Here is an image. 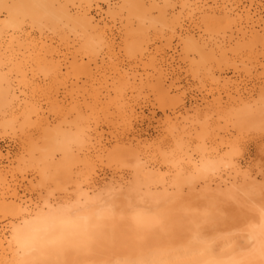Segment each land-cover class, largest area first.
<instances>
[{"label":"rangeland","instance_id":"obj_1","mask_svg":"<svg viewBox=\"0 0 264 264\" xmlns=\"http://www.w3.org/2000/svg\"><path fill=\"white\" fill-rule=\"evenodd\" d=\"M59 2L63 5L68 4L66 5L68 9L73 5L70 11L75 14L88 12L96 23L97 32H92L89 28L84 29L83 26L75 32L73 28L68 27L60 38V35L39 21L35 24L29 19L18 22V30H23L20 34H29V37L36 41L51 40L65 54L58 58L64 61L60 67L58 80L53 77L56 81L44 73L46 65L38 64L36 60L39 59L36 56L19 55L7 47L8 39L16 36L18 32L17 30L12 32L11 18L5 9L0 8V29L3 30L2 43L0 42L3 44L0 45V50L2 49L0 164L5 166L7 179L11 184L15 183L18 196L25 201L23 205H28V210L38 211L48 201L54 204L57 211L66 209L76 200V194L74 196L73 192L79 185L81 188L76 192L81 189L88 190L90 198L94 197L101 202L110 200L111 193L116 190L129 194L133 191L131 195L137 200L141 194L139 192L144 191L145 194L146 189L151 190V193L153 190L158 195L157 193L161 194L162 189L166 187L165 192L174 193L176 189L179 190L181 184L185 188L181 187L177 195L169 193V197L176 195L174 200L179 197L180 201H174L175 203L173 198L168 196L169 200L164 199L167 201L164 203L161 198L158 200L153 198L154 193L149 194L150 199L162 202L156 205V202H151L147 198L152 205L147 204L132 213L141 216L139 220L133 221L129 218L120 226L117 224L111 226V229H100L98 234H95L97 230L93 231L94 234H89L95 230V225L92 230L88 232L85 230L86 234L79 231V235L83 234L81 238L87 240L86 242L81 241V238L79 241L78 233L77 237H73L75 235L72 234L71 237L75 241L71 237L69 239L72 240L71 243L75 242L77 253L74 251L75 248H72L73 245L68 248L74 252L65 249V246H69L66 243L64 252L69 251L67 256V252L64 253L63 247H60L63 253L61 256L58 247L54 250L58 252H55L53 259L56 256L55 261L58 263V259L64 258L65 254L66 260L71 261L70 257L76 256L72 260L79 261L88 256L83 249H90L88 251L91 253L94 250L93 246L95 249L103 248L102 243L103 246L107 244L104 247L109 246V249L114 245L116 248L114 254L119 249L116 253L119 255L135 248L136 244H144V247L171 246L172 250H177L191 245L193 238L197 236L209 237L213 234L214 239L218 241L228 235L237 220L234 219L232 212L233 205L225 204L223 199L220 200L222 197H216L219 190L216 191L214 185L221 183L219 174L223 176L220 179L230 177L226 183L230 182V179L231 182H235L222 188V193L249 191L253 187L259 189V192H264V113H261L264 109L261 108L264 107L262 71L264 49L257 52L256 49L252 50L247 32L249 25L247 26L245 17L240 13L243 6L250 7V15L254 19L260 17L264 20V0H59ZM11 4V0H8L6 5ZM213 10L217 11L214 12L216 18L212 17ZM240 15L243 20L238 17ZM138 20H143L144 24L140 26ZM262 27L264 25H260L259 29ZM83 30L88 33H83ZM245 31L248 35L245 33L243 36L242 32ZM100 38L103 42L98 41ZM74 70H79L80 75H84L86 70H91V73H94L93 80H90L92 85L85 77L77 84L74 83L76 85L70 83ZM117 73L123 74L126 80L129 79V84L124 82L126 87L121 84L125 94L123 93L122 101L119 103L120 108L114 109L110 105L114 93L111 92L107 98L102 95L106 94L105 79L109 76L112 78ZM101 74L104 77H101ZM61 75L62 77L66 75L68 81L66 82L64 77L63 82ZM117 82L113 83L116 87ZM89 84L92 86L91 89ZM97 84H100L99 88H96ZM98 90L101 93L96 94ZM94 93L96 95L92 96ZM87 94L89 95L86 96ZM25 98L26 101L31 100L41 106V115L49 124L32 123L34 117H31L32 122L28 120V123L20 118L17 107ZM86 103L89 104L87 109ZM93 103L95 107L92 108L90 106ZM119 110L125 112L120 113ZM59 129L66 130L63 132L65 135L70 133L71 138L80 132L91 137L90 141L86 139L84 146L81 145L83 147L68 142L67 145L72 143L71 148L68 147L69 154L72 151L73 153L69 157L70 160L67 158L65 160H69L71 165L67 161L66 167L63 166L66 178L58 172L60 170L45 169L38 157L39 152L48 149L52 134ZM77 136L75 135L76 140ZM49 150H54L53 146ZM61 155L57 153L54 158L63 162L65 158ZM189 158H193L190 160L192 163L201 162L207 168V174L205 172L202 175L197 168L194 166L192 168ZM141 166L145 168L143 171L139 168ZM180 166H183L182 170ZM233 167H240V170L237 168L236 173ZM196 171L201 178L199 175L196 178ZM194 177L197 180L205 178L202 181L205 182V186L208 185V189L211 186L209 191L202 186L204 185L202 181L198 183L193 180ZM189 180L193 181L191 185L197 184L195 187L192 185L197 188L195 194L192 193L194 188L191 190L188 188V193L191 192L188 197L186 189L191 185H187L186 182ZM170 183H178L179 186L176 185L178 187L176 188L174 185L170 189ZM138 185H145L148 188L140 187L141 189H138L140 191L135 192ZM213 187L217 194L211 197ZM113 196L116 197L112 195L111 198ZM192 198H196V202L206 199V202L198 204ZM17 215L14 208L0 203V227L16 222ZM92 234L95 238L97 235L102 243L93 241ZM76 243H79L80 248L83 245L82 250ZM141 245L140 247H143ZM106 248L101 251L97 249L89 256L97 254L100 257H109L106 254L111 252L109 255L114 257L113 249L111 248L112 251L107 249L106 252ZM79 250L85 253L79 254L78 252H81ZM101 252L105 256H102ZM69 254L71 256L68 257ZM97 255H94V258Z\"/></svg>","mask_w":264,"mask_h":264},{"label":"bare ground","instance_id":"obj_2","mask_svg":"<svg viewBox=\"0 0 264 264\" xmlns=\"http://www.w3.org/2000/svg\"><path fill=\"white\" fill-rule=\"evenodd\" d=\"M7 2H8V0H0V8L5 9L6 12L8 13V16H10V18H11V27L13 30L12 32H15L16 30H17L16 32H18L16 36H14V37L10 36L11 37L10 39L7 38L9 40L7 47H9L13 53H16L19 55L27 54L29 56H34V57L36 56V58L39 59V60H36V62L38 64L42 63V64L46 65V66H44L45 67L44 73L47 74V76L49 75L50 77H52L51 79L54 81H56L55 79L58 80V78H59L58 75L61 73L60 67L64 61V59L59 60L58 58L60 56H64L65 54H63L61 52V49L58 47V45H55L51 40L50 41H36V40H33L32 38H30L29 34H22V33L20 34V32H22L23 30L22 29H21L22 31H20V29L18 30V26H19L18 22L24 21L23 19H29L32 22V24H35V23H37L36 21H39L43 25H46L48 28L52 29L53 32L60 35L59 36L60 38H62L63 35L66 33V29L68 27L73 28L75 30V32L78 30V28L80 26H83L84 29L89 28L92 32L97 30L95 27L96 23H94V20L89 16L88 12L75 14L74 12H72V10L70 11V9L73 8V5L70 9H68L66 7V5L68 6V4L63 5L59 2V0L58 1L57 0H11L12 4L9 6L6 5ZM72 4H74V3H72ZM69 5H71V4H69ZM222 8H221V10H222ZM233 9H234V7H233ZM226 11L228 12L229 10H226ZM226 11L224 10V12H226ZM214 12H217V11L213 10V16L212 17L216 18L214 15ZM236 13H238V12H236ZM240 13L243 14V17H245V20H246L245 22H246L247 26L249 25L248 26L249 30L247 29L248 30L247 31L245 29L249 33V35L246 33V31L242 32L243 34L242 33L241 34L244 36V34L246 33L248 36H250L251 40L249 39V41L251 42L252 50L256 49V52L262 51V49H264V32L261 33V31L264 30V27H262L260 29H259V27H260V25H264V24H262V23H264V20H262L260 17L254 19L253 16L250 15V7L246 8L245 6H243V8L240 9ZM238 17L241 18V15ZM241 20H243V19L241 18ZM137 22L140 26H142L144 24L143 20H138ZM22 23L23 22H21V24ZM40 23H38V24H40ZM22 26H23V24H22ZM96 26L98 27V25H96ZM243 27H245V26H243ZM241 28H240V30H241ZM2 31L3 30L0 29V40L3 37L2 36L3 34H1ZM68 31H70V30H68ZM83 33H88V32L83 30ZM12 34L13 33H11V35ZM76 38H77V35H76ZM89 40H91V39H89ZM99 40L103 42V40L101 38L98 39V41ZM3 41H5V40H3ZM96 41H97V39H96ZM0 42L2 43V40ZM78 42H79V40H78ZM1 43H0V45H1ZM195 44H197V43H195ZM248 46H249V44H248ZM1 48H3V47H1ZM250 49H251V47H250ZM0 54H1V52H0ZM54 59H57V60H54ZM262 66H264V65H262ZM40 67H42V66H40ZM262 69H264V68H262ZM59 70H60V72H59ZM262 71H264V70H262ZM111 73H108V74H111ZM71 74H72L71 75L72 80L70 81V83H73V84L76 83L77 84L78 81L80 82L81 78H83V77H85V79L87 81H90L92 79V76H93L92 74H94V73H91V70H86L84 75H80L79 70H74ZM62 75H61V77H62ZM97 75H99V74H97ZM53 77L55 79H53ZM64 77H62L63 82H64ZM101 77H104V76L102 75ZM105 77H107V76H105ZM44 79H46V78H44ZM65 79L67 82L68 81L67 77H65ZM101 79L104 80L103 78H101ZM114 79H116V81H118L117 84H118L119 88L113 85V83L116 82V81H114ZM102 80H101V82H102ZM109 80H111L110 83H108ZM128 80H126V77L123 74L120 75L119 73H117V75H115L112 78L109 76V78L105 79L104 83H105L106 94H104L102 96H105V98H107L110 96L111 92L114 93V97L112 99L113 100L112 104H110L112 108H114V109L120 108L119 103L122 101V96L124 93L123 92L124 88L122 89L123 85H121V84H124V82H127L129 84ZM90 82L92 85V81H90ZM95 82H96V80H94V83ZM50 83H52V82H50ZM53 83H56V82H53ZM76 84H74V85H76ZM100 84L102 85V83H100ZM100 84H97V87L95 85L93 87V89H95V87L99 88L98 86H100ZM128 84H127V87H128ZM109 85L111 86V88H109ZM119 85H121V86H119ZM124 85L126 87V83ZM49 86L51 87V85H49ZM64 86H66V84ZM88 86L90 87V84ZM91 87L89 89H91ZM116 88H118V89L116 90ZM56 90H55V93H57ZM85 91H83V92H85ZM99 92L100 91L98 90L96 92V94H99ZM88 93L90 94V92H88ZM89 94H87L86 96H88ZM96 94L94 93L92 96H95ZM97 98H98V96H97ZM96 100H95V103H96ZM97 101L100 102L99 100H97ZM92 102H94V101H92ZM85 106H86L85 109H87L89 104L86 103ZM40 107L41 106L34 103V101H31V100L26 101V98H25L24 102L22 100L21 102L18 103L17 110H19V112H20V118H22L27 123H28V120H29V122H32L31 117H34V122H32V123L46 124V123H48V121L46 118L42 117V115H41L42 110L40 109ZM90 107H92V108L95 107V104L93 103L92 106H90ZM261 108H264V107H261ZM261 108H260L259 112L261 111ZM262 111H264V109H262ZM262 111H261V113H264ZM118 112L123 113L125 111L119 110ZM63 130L64 129L56 130L52 134L51 140L49 141V144H48L49 147L47 146L48 149H45L44 151L39 152L38 157H39L41 164L44 166L45 169L60 170L61 172L60 171H58V172L61 173L64 178H66L65 169L63 168V166L66 167L67 161L71 165V162L69 161L71 158L69 159V157L72 156L73 151L70 152L71 154H69V149L71 148L70 145H72V143H74V145L80 144L79 146H81V145L84 146L85 141L87 142L86 139L88 138V140L89 139L91 140V137H89L88 134L85 135V133L80 132V133L75 134V135H78L77 136L78 141L75 139V135H73V138L76 140L75 141L73 138H71L72 136H70V133L67 134L68 135L67 136L64 133V132H66V130H64V132H63ZM68 138L71 141H69ZM66 141H67V143H66ZM68 142H72V143H70V145H67V144H69ZM76 142H79V143H76ZM51 146H53L54 150H49V149H51ZM83 146H81V147H83ZM68 147H69V149H68ZM57 153L62 154L61 156L63 158H65L63 160V162L58 161L57 158L56 159L54 158L55 154H57ZM1 155L2 154H0V158H1ZM67 155H68V157H67ZM64 156H66V157H64ZM66 158L69 160L65 161ZM192 159L189 158V161ZM199 163L200 164H197L195 161H194V163H192V161L189 162V164H192V168H193V166L195 169L197 168V171L200 174L204 175L205 172L207 174V171H206L207 168L203 164H201V162H199ZM70 165H68V166H70ZM143 166H145V165H143ZM143 166H141L142 168L139 167L140 170L145 169ZM182 167H181V170L183 169ZM178 168H179V166H178ZM237 168L239 169L240 167H237ZM237 168L233 167V169H234L233 171L236 173L238 172V171H235V170H237ZM68 170L71 173V170L70 169H68ZM68 170L66 171L67 173L69 172ZM184 171L185 170H183V172ZM198 172H197L196 178L200 176V174H198ZM70 173H68L69 176H71ZM221 176L222 175H220V174L218 176L221 183H219V182H218L219 184L216 183V184H218L217 187H216V184L214 185V187L216 188V191L219 190L218 191L219 195L216 196L217 193H216L214 187L212 189L213 190L212 192L215 193V195L211 192H210V194L212 195L211 197H213V196L222 197V198H220V200L223 199L225 201V204L227 203L230 206L233 205L232 206L233 207L232 212H234V219L237 220V222H236V225L234 227H232V230L230 231V233L228 235L221 237L218 241H216L214 239L213 234H210L211 236L209 235V237L207 235L197 236V237L193 238L194 241L191 243V245H188L186 247H183L182 249H177V250H172L171 246L144 247L145 246L144 244H143L144 246L140 244L141 246H143V247H140L139 244H136L135 248L126 250V251L122 252L121 254L117 255L116 253H118L119 249L116 250L117 252H115V254H114L115 246L112 245L114 247L111 246L110 249L111 248L113 249L112 254L114 255V257H111L109 255V253H111V252H108V250H110L109 246H108V248L104 247L105 245L107 246V244H104V246H103L102 241L100 242V239L97 237V235H96V238H95V235H93L96 230H97V233L95 232V234H98V233H100L99 232L100 229L101 230L102 229L107 230L111 226H115V225L117 226V224H118V226H120L122 223H124V221L126 222L129 218L132 219L133 221L139 220L142 217L139 215H133L132 213L137 212L138 210H140L142 207H144L147 204L152 205L151 202H153L154 199H150V195H153V193H154L153 198H155L156 200L161 198L162 201H164V203H165V202H167V201H165L167 196L169 197L172 194H176V195L179 194L180 188L184 187V186H182V184H181V186L179 187V190L176 189V191H178L177 193H176V191H175V193L172 191H170V192L167 191L168 195L166 194L167 192H165V190H167V187H166V189L163 187L165 189V190L162 189V192L164 191L163 192L164 194L162 192H161V194H160V192H158L157 193L158 195H156L155 191L152 190L153 193H151L150 192L151 190L148 191L146 189V188H148V186H145V185L139 186L138 185L139 186L138 188L135 187V192L138 189H141L143 187L144 189H146L145 190V194H147L146 196H148L149 194L150 195L148 197H146V196L144 197V195H145L143 193L144 191L141 192L140 190H138L137 192L140 191L139 193H141L140 195H142L143 198H141L140 195L139 196L137 195L139 197V199H137V200H136V197L134 199L133 195H131V193L133 191L130 194L124 193V192L121 193V191L119 189L120 187H118V190L120 191V193L117 192V190H116V192L114 191L111 193L112 195H115L116 197L118 196L117 198L114 196L111 198V196H112L111 195L110 200L107 199L106 201L104 200L103 202H101L98 199H94V197L90 198L88 195V190L85 191V189L84 190L81 189V191L76 192L77 189L80 190V188H81V185H79L78 187H76V190H74V192H73L74 196L76 194V197H75L76 200H74V203L71 206L67 207L66 209L57 211L54 208V204L47 201V204L45 203V206H42L41 209H39L38 211H35L33 209L28 210V205H26V204H25V206L23 205V203H25V201L23 202L21 200V198L18 196L17 190L15 188V183L11 184V181L7 179V177L5 175V166H2L0 164V191H1L0 192V200H1L0 203L5 205V206L7 205V206L14 208L18 213V215L16 216V219H15L16 222H10L8 225L0 227V264H264V192H261V191L259 192V189H257L256 187H253V189H251L249 191L245 190L242 192L232 191V192H228V193H225V192L222 193V191H221L222 188L228 187L227 186L228 184L232 185L235 182L234 183L231 182V179H230L229 180L230 182L226 183L225 181L227 179H229L230 177L228 176L229 178L225 177V179L224 178L220 179ZM199 178H201V176ZM231 178H232V180L234 179L233 177H231ZM67 179H68V176H67ZM203 179H205V178L197 180L194 177L193 180H196V182L199 183V181H202ZM207 180H210V179H207ZM74 181H76V180H74ZM189 181H187L188 183L186 182L187 185H191L190 183L193 182L192 180H189ZM210 181H208L209 184H210ZM76 182L79 183L78 181H76ZM76 182H74V183L76 184ZM215 182H213V183H215ZM74 183H72V184L75 186ZM162 183H163V185L165 184V182H162ZM162 183H161V186H163ZM204 183L205 182H203L202 184H204ZM213 183H211V184H213ZM171 184L172 183H170V187L171 186L174 187V185H175V187L178 188L176 186V185H178V183L172 184V185ZM186 184L184 183V185H186ZM192 185L195 187L197 184H195V185L192 184ZM192 185H191V187H192ZM166 186H169V185H166ZM202 186H205V184ZM207 186H205V187L208 189ZM149 187L151 189V186H149ZM191 187L190 186L187 187V189H186L187 193L189 192L188 188L190 190L194 188V187H192V188ZM196 188H194L192 190V193L195 194ZM210 188H211V186H210ZM217 188H219V189H217ZM170 189H172V187ZM209 189H208V191H209ZM198 190H199V188H198ZM147 191H148V193H147ZM169 193H170V195H169ZM190 193H188V194L185 193V194L189 197ZM155 195H156V197H154ZM159 195L163 196L164 198L160 197ZM176 195L175 196L173 195L169 198H173V202L174 201L178 202V201H180L179 197L177 198V200H176V198L174 200V197H176ZM183 195H184V193H183ZM183 195H182V197H183ZM186 195H184V196H186ZM207 195H209V194H207ZM200 196L201 195L199 194V197ZM191 197H192V195H191ZM193 197H195V196H193ZM196 197H197V199L199 198L198 196H196ZM205 197H206V195H205ZM115 198L117 200H115ZM202 198L204 199V197H202ZM112 199H114V201H112ZM145 199H147V200H145ZM203 199L199 200L200 202H196V198H195V199H193V201H195L198 204H201V203L206 202V199H205V201H203ZM215 199H219V198H215ZM187 200H190V199L188 198ZM211 200H212V198H211ZM154 202H156V201H154ZM161 202H156V205H157V203L160 204ZM259 207H261V208H259ZM127 215L129 217H127ZM32 217H34V218H32ZM94 225L96 227L95 230L93 229ZM85 230L87 232L92 230L89 234L93 233L92 234L94 236V237L92 236L94 238L93 241L96 240L97 242L102 243V245L101 244H99V245H101L103 248H106V250L108 249L106 251V252H108V254H106V252H105V254L109 257H100V255L98 256L97 254H93L92 257H90L89 255L92 254V252L97 251V249H99L101 251V249H103V248L100 249L97 247V249H95L96 247L93 246L92 249H94V250L91 251V253H90V251H88L90 249L87 250V248H86V250L89 253L88 254L87 251L84 249H83V251H85L86 253L81 251L83 248V245H81L82 248H80L79 243L78 244L76 243L78 245L77 247H79L81 249V250H79L81 252H78V253L79 254L85 253L90 258L87 256L86 258H82V260L80 259L79 261H73L72 260L73 257L76 258V256L72 257L69 254L68 257L71 256L70 257L71 261H70L68 259L67 260L65 259V254H64V258L60 257L61 259H58V263H57V261H55L56 256L54 259H53V257H54V255H56L55 252H58V251L54 252V250L58 249V247H59V252L61 251V256H63V253H62V250H60L61 249L60 247H63V252H64V250L67 249L68 247H70V246L72 247V245L74 246L75 242L71 243V241L73 240L72 238L77 237L76 234L79 231H80V233L82 231V233L86 234ZM72 234L75 236H73ZM71 235L73 237H71ZM81 235H83V234L79 235V233H78V237L80 236L78 238L79 241L82 239ZM66 236H68V237H66ZM69 237H71V239H72L71 241H70ZM85 237L88 238L89 236H85ZM93 238H91V239H93ZM66 239H68L69 241H66ZM91 239H89V240H91ZM73 241H75V240H73ZM81 241H84V240L82 239ZM86 241L87 240H85L84 242H86ZM68 242H70L71 244ZM60 243L62 245H60ZM64 244L69 245V246H65ZM137 245L139 246V248ZM64 246L66 247L65 249H64ZM85 247L86 246L84 245V248ZM91 247H92V245H91ZM72 248H75V250H74L75 252L78 250V249L76 250L75 246ZM112 249L110 251H112ZM68 250H71V249L68 248ZM68 250H66L64 252V253L67 252L66 256L69 252ZM71 251H73V250H71ZM103 251H105V250H103ZM53 252L55 254H53ZM96 253H98V252H96ZM101 253H102V256H105V255H103V252H101ZM58 254H60V253H57V255ZM73 255H74V253H73ZM94 255H97V256H95V258H94ZM115 255H117V256H115Z\"/></svg>","mask_w":264,"mask_h":264}]
</instances>
